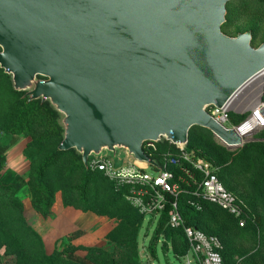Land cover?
<instances>
[{"label":"water","instance_id":"95a60500","mask_svg":"<svg viewBox=\"0 0 264 264\" xmlns=\"http://www.w3.org/2000/svg\"><path fill=\"white\" fill-rule=\"evenodd\" d=\"M230 0H0V67L60 114V150L158 167L147 140L186 147L194 125L231 146L210 114L264 71V40L222 29ZM264 115V107L261 109Z\"/></svg>","mask_w":264,"mask_h":264},{"label":"rangeland","instance_id":"374dc122","mask_svg":"<svg viewBox=\"0 0 264 264\" xmlns=\"http://www.w3.org/2000/svg\"><path fill=\"white\" fill-rule=\"evenodd\" d=\"M227 15L222 28L225 33L235 36L251 29L255 46L264 40V0L231 1ZM263 96L264 72L251 79L230 101L229 112L237 114L234 125L241 123L240 114L246 113L245 119L249 118L252 110L264 102ZM18 98L19 92L13 89L10 76L0 67V143L11 138L7 128L14 119L9 115ZM49 131L50 126L44 123L34 135H21L8 150L5 171L0 176V264H46L41 261L43 254L51 253L60 239L82 248L70 250L57 264H101L111 259L119 264H198L193 249L185 248L179 237L161 239L156 256L150 254L148 241L158 217L154 210L145 212L134 244L130 241L133 230L124 233L125 242L110 240L108 233L119 222L122 227L126 226L121 216L127 211H131L130 220L134 221L137 214L131 206L136 207L125 200L111 201L110 182L113 181L105 174L106 177L98 174L97 180L88 185L87 203L82 201L79 186L83 172L72 152L63 154L47 172V182L55 191L56 217H43L32 204L26 174L59 143L57 135L49 139L41 137ZM189 140L205 148L215 160L221 178L243 210L237 217L214 206L207 207L202 219L207 225L205 229L217 234L221 246L238 264H264V128L253 126L244 135L241 145L231 146L209 129L194 125L189 130ZM77 206L107 210L108 214L83 211V215ZM77 219L84 228H76ZM135 223H128L127 228L132 229ZM65 224L66 233L60 235L62 229L58 228Z\"/></svg>","mask_w":264,"mask_h":264},{"label":"trees","instance_id":"16d2710c","mask_svg":"<svg viewBox=\"0 0 264 264\" xmlns=\"http://www.w3.org/2000/svg\"><path fill=\"white\" fill-rule=\"evenodd\" d=\"M231 1L234 0H230L227 3V11H228V4ZM227 16L228 15H226V21L228 19ZM225 23L223 25H225ZM253 42H254V36L252 39V43ZM8 76L10 75L8 74ZM15 91L19 92V98L16 101V104L12 108L11 113L9 115V118L12 117L14 121L10 126V128H7V130L8 129L10 130L11 138L6 143H0V176H2L5 171L8 150L11 148V146H13L15 143L18 142L21 135L23 134L34 135L38 127H43L44 123H47L50 126V131L47 134H42L41 137H44L43 139H49L50 136L57 135L60 138V141L57 144V146H55L35 166V168L31 173L26 174L30 181L32 204L34 208L38 212H40L43 217L48 218L54 216L52 206L55 199V191L51 188V186L47 182V172L52 166H54L59 161V159L63 154L68 152H72L73 154H75V156L80 162V167L82 168V172H83V177L81 180V184L79 186L80 189L82 190L81 199L82 201L87 203L88 198L86 193L88 192V188H89L88 185L97 180L98 174H102L104 177L106 176L102 171L98 169H92L91 167L86 168L84 166L82 156L75 149L72 148L68 150H60L58 148V145L62 140L63 128L59 122L60 114L52 107V105L48 100H44V101H42L41 99L28 100V97L24 95L25 94L24 91H17V90ZM263 100H264V96H263ZM235 115L237 114H235L234 112L232 113L229 112L230 125H234V123H237V120L234 118ZM245 117H246V113L238 115L239 122L244 121ZM185 150L190 154H192L193 158L203 157L213 162L215 166L217 165L215 160L211 157V155L207 152V150H205V148L190 142V140L188 141V145L185 147ZM168 152L170 154L168 156V160L166 161V166H165L162 162L163 160L162 153H168ZM181 153L182 151L180 150V148L168 140H162L158 142V148L153 153V157L160 163V165L164 169L173 172L175 178L174 181H177L179 184V192L177 195H174L167 191H163L165 196L164 206L157 217L151 238L149 239L147 246L148 251L153 256H156L157 244L161 239H165V238L171 239L173 237H179L182 239L184 247L185 248L189 247V242L187 240L183 228L173 227L169 224V211L172 208L173 202L177 203V206L183 216L186 225L195 226L209 235L216 236L217 234L214 232L207 231L205 229L207 225H204L202 223L203 213H205V210H207L206 208L214 206L222 211L228 212L227 210H224L221 207L211 202L201 200L196 195V191L199 189L197 182L200 181L199 180L200 176L196 174V181H194V179L191 178L188 173H186L185 170H188L190 173H193L194 170L192 169V165L190 161L184 159L181 156ZM218 175L225 184V181L221 178L219 172ZM110 184H111L110 187L113 191V197L111 201L118 202L121 200H125L129 204L130 202L127 201L125 198L127 193H129V186L119 187L116 185L115 182L112 183L110 182ZM227 188L229 189L228 186ZM148 198L149 196L146 195L144 199L147 200ZM131 207L133 212L137 214L136 218H134V221L130 220V216L132 214L131 211L130 212L127 211L124 214V217L121 216V221L125 222L124 224H126V226L122 227L123 226L122 222H119L118 225H116L115 228L108 233L110 240L125 242L126 239L123 236L125 235L124 233H126V231L133 230L132 239L130 241L133 244L136 242V233L138 231L137 228L140 227L141 221L145 219L146 215L145 212H140L138 208H134L133 206ZM78 208H80L84 212L92 211L101 215L104 213L108 214L107 210L96 211V208L89 209L86 206L82 208L81 207ZM111 214L115 215L114 213ZM135 221H136L135 225H132L133 228L128 229L127 228L128 223H133ZM79 248H82V246H74L72 244H67L64 242V239H60V241H58L57 245L54 247L51 253L43 254L41 261L45 262L46 264H57V262L63 259L65 255L69 253L70 250L79 249ZM88 249H90V247ZM93 250H98V249L94 248ZM218 251L223 258L224 264H238L236 258H234V256H232V254L228 252L226 248L221 246V248H219ZM101 264H119V263H117L116 260L111 259L109 262L103 260Z\"/></svg>","mask_w":264,"mask_h":264},{"label":"built area","instance_id":"2783aa9c","mask_svg":"<svg viewBox=\"0 0 264 264\" xmlns=\"http://www.w3.org/2000/svg\"><path fill=\"white\" fill-rule=\"evenodd\" d=\"M228 105L223 109L212 106L208 110L218 121L228 127L236 128L241 135L248 133L253 126L264 128V115L261 113L264 102L252 110V115L249 118L237 125L229 124ZM158 142L160 141H145L143 145L144 151L153 157V153L158 148ZM177 147L182 151L181 156L190 161L194 170L193 173L185 170L186 173L194 181H196V174L200 176V181L197 182L199 189L196 191V195L201 200L211 202L237 217L241 216L243 210L238 198L220 179L217 166L203 157L193 158V155L187 152L185 147ZM169 154V152L162 153V162L165 166ZM88 164L92 169L102 171L117 186H129V193H127L125 198L138 208L140 212H151L154 210L155 215L158 216L165 202L163 191L174 195L179 192V184L174 181L173 172L164 169L159 162V166L156 167L146 161H139L132 157H124L119 160L112 154L102 153L91 156ZM146 195L149 196L147 200L144 199ZM240 223L243 224L242 221ZM169 224L173 227L183 228L196 255L198 264H224L223 258L218 251L221 248L219 238L215 235L206 234L195 226L186 225L176 202L172 203V208L169 211Z\"/></svg>","mask_w":264,"mask_h":264},{"label":"crops","instance_id":"0c3cea01","mask_svg":"<svg viewBox=\"0 0 264 264\" xmlns=\"http://www.w3.org/2000/svg\"><path fill=\"white\" fill-rule=\"evenodd\" d=\"M233 112H235V111H233ZM55 204L53 203V206H52V210H53V212H54V216L53 217H48V218H54V217H56V213H55V211H54V206ZM82 213H83V215H84V212L82 211V210H80ZM82 215V217H84ZM81 219V218H80ZM80 219L78 220L77 219V225H76V228H78L79 230H80V228H84L85 226H84V224H81V222H80ZM63 221H64V219H62ZM68 228V226H66V224H65V226H63V225H61L58 229L60 230V229H62L61 231H60V233H59V230L56 232V233H59L60 235L61 234H63V233H66V230H65V228ZM78 230V231H79ZM77 231V230H76ZM188 240V239H187ZM189 242V241H188ZM189 247L191 248V245H190V243H189ZM192 250V249H191ZM197 259V258H196ZM198 262V261H197Z\"/></svg>","mask_w":264,"mask_h":264},{"label":"bare ground","instance_id":"6f19581e","mask_svg":"<svg viewBox=\"0 0 264 264\" xmlns=\"http://www.w3.org/2000/svg\"><path fill=\"white\" fill-rule=\"evenodd\" d=\"M264 71H262L261 73H263ZM256 119V118H255ZM255 121V120H254Z\"/></svg>","mask_w":264,"mask_h":264}]
</instances>
